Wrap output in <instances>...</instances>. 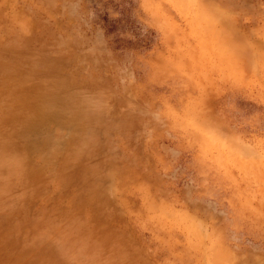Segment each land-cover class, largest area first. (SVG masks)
I'll list each match as a JSON object with an SVG mask.
<instances>
[{
	"label": "rangeland",
	"instance_id": "374dc122",
	"mask_svg": "<svg viewBox=\"0 0 264 264\" xmlns=\"http://www.w3.org/2000/svg\"><path fill=\"white\" fill-rule=\"evenodd\" d=\"M0 139V264H264V0H0Z\"/></svg>",
	"mask_w": 264,
	"mask_h": 264
},
{
	"label": "bare ground",
	"instance_id": "6f19581e",
	"mask_svg": "<svg viewBox=\"0 0 264 264\" xmlns=\"http://www.w3.org/2000/svg\"><path fill=\"white\" fill-rule=\"evenodd\" d=\"M9 99H12L11 95L7 98L8 101ZM58 107L61 109L63 108L61 106ZM18 109L20 110L19 115L14 119H12V116L8 111H6L1 117L2 120H5L12 126L14 134L10 136V138L14 144L10 143L8 139H3L0 143V149L4 148L9 151L8 148L10 147L8 145H13L15 146L16 152L23 156V159L27 158L28 160L31 158L30 156L32 153H35L40 148H46V153L52 154L51 156H57L56 154H59L61 151L58 146L62 141H60L61 139L56 135L50 136V133L46 136V128H43L44 126H49L44 125V119L51 118L46 112L47 109H54V107H52L51 104L49 105L47 102L38 99L36 102H30L27 106L22 105L21 107H18ZM64 112H66V110L64 111L63 109V113ZM32 149H34V151H32ZM1 153H3V150L0 151V154ZM21 156H19L20 160H22Z\"/></svg>",
	"mask_w": 264,
	"mask_h": 264
}]
</instances>
